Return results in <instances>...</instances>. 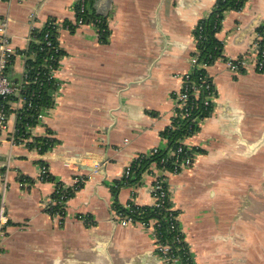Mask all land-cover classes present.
I'll list each match as a JSON object with an SVG mask.
<instances>
[{
  "label": "crops",
  "instance_id": "crops-1",
  "mask_svg": "<svg viewBox=\"0 0 264 264\" xmlns=\"http://www.w3.org/2000/svg\"><path fill=\"white\" fill-rule=\"evenodd\" d=\"M216 2L94 0L91 9L109 30L104 43L92 21L78 23V0H0V25L8 21L19 52L7 70L12 85L24 84L21 52L39 42L34 29L56 20L64 51L44 119L19 142L11 136L23 96L6 99L0 192L6 184L9 222L0 264H165L152 230L122 226L115 214L116 203L153 204L156 165L134 188L119 183L137 156L167 146L163 132L199 56L195 31ZM263 20L264 0L225 12L216 34L223 57L206 69L217 90L214 112L187 139L199 149L194 165L168 175L171 205L198 264H264V72L232 73L226 63L248 53ZM37 137L55 144L41 154L30 145ZM42 163L55 181L40 180ZM58 182L81 186L61 216L47 209Z\"/></svg>",
  "mask_w": 264,
  "mask_h": 264
},
{
  "label": "built area",
  "instance_id": "built-area-1",
  "mask_svg": "<svg viewBox=\"0 0 264 264\" xmlns=\"http://www.w3.org/2000/svg\"><path fill=\"white\" fill-rule=\"evenodd\" d=\"M78 2L80 5V12L86 11V8L88 7L86 5V0H78ZM78 23L84 24L83 19L78 18ZM93 23L98 28L99 34L102 35V33H104L105 30L102 29L101 31V29L99 28V24H101V21L96 20L93 21ZM55 24L59 25L57 22ZM8 25L9 23L6 20L3 21L0 25V133L2 131L8 130L9 117H8V106L6 104V99L9 98L11 95H13L15 92L17 93L22 92V87L24 85H28L31 83L29 80V74L27 73V70H25L24 84L22 85V87H17L12 85V83L8 79L7 70L12 63L14 56L17 53H19L12 46L11 39L8 34ZM45 41L48 47L52 46V42L49 40V34H46ZM197 43H198V39H197ZM58 50L59 49H57V51ZM21 54H23L27 60L25 51H22ZM60 59L61 57L57 59L58 66L60 63ZM53 60H54V56L52 55L48 56L47 58L48 62H51ZM226 63L229 71H231L232 73L244 72L247 69H249L251 66H254L256 71L260 73L264 72V20L262 21L258 29L256 38L252 43L248 53L237 58H228L226 59ZM193 66H194L193 71L195 68H199L206 71L208 64L205 62L203 63L199 62V56L197 55L193 59ZM47 67L49 72L48 80L49 79L54 80V74L58 70V67L55 68L52 65H48ZM193 71L189 74H186L184 77V87L177 97V108L173 119L179 118L180 121L191 119V122L195 123V126L199 127L201 120L206 118L207 116L202 117L200 116V114L196 116L193 115V112L197 107L196 100H198L201 96H203L204 97L203 104L205 110L207 111L209 110L210 113L212 114L214 112V104L217 98V90L213 81L209 78L207 74L201 77L200 83L193 82L191 79V75L193 74ZM33 83H38V78H35ZM34 96L35 93H32V97ZM23 103H24L23 109L26 110L32 109L33 111L36 112L34 118L37 123H40L44 119L46 107L36 106L31 100H27L24 97H23ZM17 131L18 130H16L15 133L11 136V140L14 143L19 142V136H17ZM188 138L189 137H184L181 139L179 138V140H177L176 142L177 145L175 146V148L169 149L168 156L170 158H173V168L171 170L155 167L153 173H150L153 177L152 193L154 197V202L150 207L165 209L166 211L169 212V214L164 219L165 221H167L169 225V231L175 232V235L172 240H168L166 242H163L161 240L163 236V232L161 231V226L157 220H150L149 222L143 221L139 218L134 217L130 213H122L115 209L116 217L122 226L144 227L146 229L152 230V233L156 241L157 254L165 264H198L194 260L190 248L185 241L184 232L180 228L178 221L179 214L171 205L170 187L168 180V175L170 173L178 174L194 165L195 156L199 152V149L197 147L189 146L187 144ZM165 139L167 141V146L163 149L168 148V139L167 138ZM0 142H1V138H0ZM34 149L37 152L41 153L40 151L42 149V146L37 145ZM163 149L155 148L152 150V152L141 155L148 156L150 154L158 153L160 150ZM137 158L138 156L135 159ZM131 164L126 168L124 172L122 178V180L124 181H128L131 177L132 174ZM39 175L41 181H50L51 174L48 166L45 163H42L40 165ZM0 178H2L1 174H0ZM137 185H134L132 187L134 188ZM59 191L61 192L60 186L56 185L55 193H59ZM61 199L66 200L67 198L63 194L61 195ZM133 202L134 201H130V203H128L124 207L126 209H129L132 205H136ZM56 204H57V200H54V198H52L50 204L47 205V209L48 208L51 209ZM6 205L7 204H6V184H5L4 189L0 192V234H3V232H5V226L9 222ZM59 215L61 216V214Z\"/></svg>",
  "mask_w": 264,
  "mask_h": 264
},
{
  "label": "trees",
  "instance_id": "trees-1",
  "mask_svg": "<svg viewBox=\"0 0 264 264\" xmlns=\"http://www.w3.org/2000/svg\"><path fill=\"white\" fill-rule=\"evenodd\" d=\"M246 0H217L212 12L205 19H202L199 22V25L195 31V35L198 39V48H199V62L207 63L208 65L213 64L217 59L223 57V44L217 38L216 34L221 28L222 20L224 14L228 10H239L243 7ZM86 11L80 12V5L77 7V17L82 18L84 23L90 21H101L99 28L105 30L101 35V40L105 43L108 40L109 30L107 28V23L105 19L96 13L95 8L92 11V5L94 6V0H86ZM56 20H50L47 24L41 29L34 30V37L38 39V43L31 46L25 50L26 60V70L29 74L30 84L24 85L22 87V96L27 100H31L36 106L47 107L50 106V98L48 96V91L53 86L55 81L52 79L48 80L49 72L48 65H52L55 68L58 67L57 59L64 55V51L60 48V43L57 38L58 31L60 30V25H56ZM66 28L74 29V27L67 24ZM49 34V40L52 42V46L48 47L46 45L45 36ZM57 49H59L57 51ZM54 56V60L51 62L47 61L48 56ZM207 74L205 70L196 68L191 75L193 82L200 83L202 76ZM38 78V83H33L34 79ZM40 83V84H39ZM32 93H35V96L32 97ZM204 97L201 96L196 100L197 107L195 108L193 115L209 117L211 115L210 111L205 110L203 104ZM211 110V109H210ZM35 111L23 109L18 118V131L17 136L27 137L26 132L28 127L37 125L34 115ZM28 125V126H27ZM199 127L195 126V123L191 122V119L185 121H180L179 118H175L172 121V125L167 127L163 132V137L168 139V148L160 150L158 153L146 155H140L135 159L132 166V174L128 181L121 180L119 186H134L140 184L141 177L144 173L150 172L153 164L157 168H164L171 170L173 168V158L168 156L169 149L175 148L177 145V140L179 138L190 137L195 132H197ZM55 144V140L48 137H37L34 139V142L31 143V146L36 147L37 145L42 146L41 153H45L50 150ZM169 157V158H168ZM55 181L54 177L51 175L50 181ZM60 186L59 193H55L53 198L57 200V204L54 205L48 212L50 214L59 213L64 214L65 210L63 208L64 203L71 198L75 192L81 187H75L74 189L65 187L61 182L57 183ZM67 198L61 199V195ZM115 209L122 213H130L136 218H139L143 221L149 222L150 220H157L161 226V231L163 236L161 240L166 242L172 240L175 232L169 231V225L165 221V217L169 214L165 209L150 207V206H137L132 205L129 209H126L123 205L116 203Z\"/></svg>",
  "mask_w": 264,
  "mask_h": 264
},
{
  "label": "bare ground",
  "instance_id": "bare-ground-1",
  "mask_svg": "<svg viewBox=\"0 0 264 264\" xmlns=\"http://www.w3.org/2000/svg\"><path fill=\"white\" fill-rule=\"evenodd\" d=\"M145 154V153H144Z\"/></svg>",
  "mask_w": 264,
  "mask_h": 264
}]
</instances>
